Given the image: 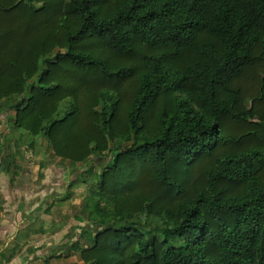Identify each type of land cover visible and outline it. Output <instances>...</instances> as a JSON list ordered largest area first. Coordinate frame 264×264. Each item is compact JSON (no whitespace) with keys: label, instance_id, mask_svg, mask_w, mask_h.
<instances>
[{"label":"trees","instance_id":"16d2710c","mask_svg":"<svg viewBox=\"0 0 264 264\" xmlns=\"http://www.w3.org/2000/svg\"><path fill=\"white\" fill-rule=\"evenodd\" d=\"M0 113L98 214L47 258L264 264V0H0Z\"/></svg>","mask_w":264,"mask_h":264},{"label":"rangeland","instance_id":"374dc122","mask_svg":"<svg viewBox=\"0 0 264 264\" xmlns=\"http://www.w3.org/2000/svg\"><path fill=\"white\" fill-rule=\"evenodd\" d=\"M4 117L5 116L3 115V113H0V131L6 130ZM18 131L20 132L22 130H18ZM17 134L18 133L13 132V130L10 128L9 130H6L4 138L8 139V141L10 140L12 142H15L17 138ZM23 136H24V139L27 138V135L23 134ZM1 141L2 143L5 142L4 139L0 137V142ZM3 145L4 146L2 148V151L4 153L9 152L10 149H12L13 147V144L10 145L11 147H9L8 144L6 145V143ZM43 152L44 151L41 147V148H38L37 154L33 155V152L31 151V148H30L29 150L25 151V153H14L11 157H9V161H8L9 163H15V164L22 165V169L18 171L15 175L16 179H18L19 182L21 180L23 182L24 181L23 178L25 179L28 178L32 181L33 186L29 191L27 189L23 190V192L27 195L20 196L18 193H16V190L14 189V185L11 186V184L9 183L10 175L4 173V177L0 181V198L2 199L3 197L4 199L7 198L9 208L12 209L16 213L14 221H11V223L15 222L16 225L11 226L10 225L11 223L8 224L6 221H4L5 219L2 218L1 212L3 208L0 207V243H1V240L4 239V234H5L3 225H6L9 229L15 228L13 234H15L16 229L19 230L20 232L19 234H17V236L14 239L11 240V242L10 241L8 242L7 246L3 247L2 250L0 251V255H2L1 252L3 250H4L3 253H5L6 255V257H3V256L0 257V264H6L5 261L7 259V255H9L11 252L18 253L21 251V249L19 250L20 242L25 239L26 235L27 236L34 235L35 237L36 236L41 237V235L45 233L44 228L45 229L48 228V232L44 236V237H47V239H44V240L37 239L36 241V239L33 238L30 241V244L26 248H23L20 254L18 253L23 264H82L79 261V259L76 257V255L73 254L72 251H69L68 253L69 255L65 256L62 259L57 258V257H55L57 259H52V257L43 259V257L46 256V253L44 255L39 254L35 256L36 254L32 255L27 252V249L31 248L33 245H36V247L38 248L40 247L39 249H41V248L46 247L48 243H51L52 244L51 246H56L60 243L62 244L66 242L68 235H71V232L75 230V227L73 226V224L78 222L74 218L73 219L75 222H72L73 221L72 217L75 215V213L78 212V209L80 208V203L82 200V191L85 188L84 184H82L81 182H77L76 185L73 184L69 186V184L71 183L70 181L76 177L74 171H76L77 169H82L81 165L66 164L65 162H62L60 160H57V161H55L54 159L52 160V158L50 157H45V159H47L46 162H48V164L46 165V167L42 169L43 176L42 178L39 179L38 173H39L40 163L44 159V157H42ZM20 157H22L23 159H21ZM99 159L102 160L103 158L100 157ZM61 177L64 179V181H67V186L65 190H61V184H63V182H61L62 181ZM16 179H15L14 184L16 183ZM51 180H55V182H60L58 190L60 191L59 195L61 197L65 194L66 191L68 193L71 191V189L76 190L77 192H75L76 194L75 197L77 198L78 204L71 205L69 208H64V207L58 208V209L55 208L57 212L60 211L59 217L57 218V220L49 221V218H47L48 223L42 224L40 222L44 218L42 216V213H43L44 207L46 206V204H44L43 202L45 200L41 199L40 196H34V195H39V193L42 195V192H40L42 190V187H45L47 185V182L53 183ZM37 189H39V191H37ZM62 198H60L59 201L65 200ZM34 199H35V202H34ZM36 202H38V205L34 209L31 210L33 204H35ZM45 209L48 210V208H45ZM35 213H36V218L33 217L35 216L34 215ZM29 215H30V218H29ZM37 217L40 218V222L36 221ZM96 219H98V214L94 212L91 217L85 218L78 225H85L88 223L89 225L94 226L95 225L94 221H97ZM58 220H59V224H57V227H55L54 223H56ZM65 229L67 230V232L65 231ZM79 230L80 228L78 229V231ZM51 234L56 235L55 237H51L53 239L55 238V240H52L50 238ZM67 251H68V248H67ZM22 263L20 262V260L16 259V264H22Z\"/></svg>","mask_w":264,"mask_h":264},{"label":"crops","instance_id":"0c3cea01","mask_svg":"<svg viewBox=\"0 0 264 264\" xmlns=\"http://www.w3.org/2000/svg\"><path fill=\"white\" fill-rule=\"evenodd\" d=\"M3 177H4V173H0V181H1V179ZM55 178H57V177H55ZM23 179H24L23 182H22V180L19 182L18 179H16V183L14 184V189L16 190V193H18L20 196L21 195H24V196L27 195V194H25L23 192V190L24 189H27L29 191L32 188V186H33L32 181L30 179H28V178H26V179L23 178ZM61 180H62L61 182H63V184H61V190H65V188L67 186V181H64L63 178ZM51 181L53 183H48L47 182V185L45 187H42V190L40 191V192H42V195L40 193H39V195H34V196H40L41 199H44L45 200V201H43L44 204H46V206L43 209V213H42V216L44 217L42 219L43 222L42 221L40 222V218H38V217H37V220H36V221H39L42 224L48 223L47 218H49V221L50 220H57V218L59 217L60 211L57 212L55 208H57V209L58 208H62V207L69 208L71 205L78 204L77 198L75 197V195H76L75 192H77V191L76 190H72V189H71L72 195L70 196L69 199H65V200H60L59 201V199L61 198V196L59 195L60 194L59 193L60 191L58 190V187L60 185V182H55V180H51ZM39 189H37V191H39ZM46 198H47V200H46ZM34 202H35V199H34ZM0 203H1L0 204V207L3 208L2 212H1L2 218L5 219L4 221H6L8 224H10L11 221H14L15 216H16V213L12 209L9 208L7 198L6 199H4V197H3V199L0 198ZM35 204H33L31 210L34 209L38 205V202H36ZM49 207H50V209H49ZM45 208H48V210L45 209ZM19 214H20V212H19ZM34 215L35 216H33V217L36 218V213ZM29 218H30V215H29ZM72 219H73V217H72ZM72 222H75L74 219H73ZM79 223L80 222H76V223L73 224V226L75 227V230H77V231H75V230L72 231L71 232V235H68L65 243H62V244L60 243V244H58L56 246H51L52 244L51 243H48V245L46 247L41 248V249H39L40 247L38 248V247H36V245H33L31 248L27 249V252L30 253V254H32V255L33 254H36L35 256H37L39 254L40 255H42V254L44 255L46 253V256H44L43 259L49 257L52 254H55L56 255V254H59L60 252H65L67 250V246H66L67 242H70V240L77 239V236H78V233H79V231H78L79 227L78 226H82V225H78ZM54 224H55V227H57V224H59V220L56 223H54ZM10 225L11 226L12 225H16V223L15 222H12ZM3 229H4V233L5 234H4V239H2L1 240V243H0V251L2 250L3 247L7 246V244H8L9 241L11 242V240L14 239L17 236V234L20 233L19 230L16 229L15 234H13L15 228H10L9 229L6 225H3ZM46 229L44 228L45 233L43 235H41V237H39V236H36L35 237L34 235H29V236L26 235L25 236V239L20 242V248H19V250L21 249V251H22L23 248H26L30 244V241L33 238H35L36 241H37V239H39V240L47 239V237H44L45 234H47V232H48V228H46ZM65 231L67 232L66 229H65ZM55 236L56 235L51 234L50 235V238L51 237H55ZM51 239L52 240H55V238L54 239L51 238ZM40 251H41V253H40ZM3 252H4V250L1 253H3ZM20 252H18V253L20 254ZM18 253H14V256L10 260L5 261V263L6 264H13V262H14V264H16V259L17 260H20V262L22 263V261H21ZM47 253H48V255H47ZM67 253H69V252H67ZM73 254L76 255V257L78 258V256H77L76 253H73ZM67 255H69V254H66V255H63L62 257H57V258L62 259V258H64ZM57 258L52 257V259H57Z\"/></svg>","mask_w":264,"mask_h":264}]
</instances>
